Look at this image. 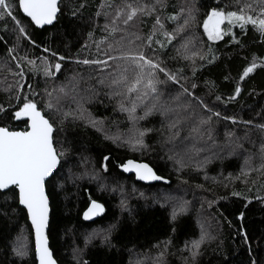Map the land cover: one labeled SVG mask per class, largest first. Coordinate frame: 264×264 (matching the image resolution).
I'll return each mask as SVG.
<instances>
[{
  "label": "trees",
  "instance_id": "trees-1",
  "mask_svg": "<svg viewBox=\"0 0 264 264\" xmlns=\"http://www.w3.org/2000/svg\"><path fill=\"white\" fill-rule=\"evenodd\" d=\"M124 2L61 0V12L56 23L43 29L36 28L16 8L14 15L25 27L31 41H35L34 44L19 36L11 21L7 24L0 21V37H3L0 39V104L7 109L0 113V126L17 131L25 129L24 120L13 119L11 115L20 106L15 99L9 100L15 89L5 91L8 84H14L19 79L12 75L15 70L11 67L17 72L20 69L16 68L11 56L27 55L36 61L37 66L42 64L41 57L62 64L59 73L45 77L42 71H29L30 66L24 62L25 77L21 82L25 87L20 94L21 100L25 95L36 100L42 114L54 122V143L58 150H65L57 170L59 175L55 173L56 179H50L51 184L47 183L52 208L48 235L55 258L59 264H76L73 250L79 249V256L88 264H252L253 261L264 264V201L256 198L264 197V171H253L247 180L231 179L248 167L244 163L248 157H251L250 164L254 168L264 163L260 152L264 132L255 127L264 124V68L258 67L240 82V95L234 100L228 99L234 93L243 68L253 56L264 58V39L251 25L243 33L239 27H234L222 40L214 42L209 41L203 31V20L212 7L238 11L244 3L255 7L254 0H239V3L237 0H166L165 8L157 6L153 15L139 17L143 22L129 28L127 35L117 32L114 37L109 36L105 25H110L115 9L107 4L122 5ZM130 2L155 4V0ZM81 4L83 7H80ZM189 5L198 9L195 13L197 23L191 27L192 31H188L191 35L183 38L186 32H182L166 48L160 49L156 44H153V48L157 50L155 56L164 61L169 70L179 71L181 77L186 78L181 82L186 83L190 91L221 113L220 119L213 117L211 125L203 126L211 128V139L206 131L203 135L191 131L199 125L202 117L208 115L195 105L190 112L180 110L183 119L178 128L171 132L168 124L175 113L162 116L159 111H154L139 124L137 121L135 125L152 129L144 138L147 149L134 151L119 141L113 143L111 139H105V134H119L127 138L135 126L129 121L127 113L119 110V102L124 97L110 94L119 89L108 87V73L113 71L117 62L109 61L113 67L101 72L96 65H83L76 61L105 59L106 42L118 40L121 36L125 37L124 41H134L127 43L132 46L123 50L135 49L141 41L135 40L131 33L146 37L157 14L164 21L166 29L171 31L175 24L166 17L175 15L182 7ZM74 10L76 15H72ZM120 27L125 26L121 24ZM227 28L228 25L224 24L223 29ZM232 34L236 35L239 44L232 40ZM158 38L164 39L162 36ZM188 38L193 39L190 46L192 51L208 56V49L211 48L216 59L207 63L199 56L192 60L178 56L176 49ZM8 48H15L13 54L8 53ZM44 48L51 51L45 52ZM51 52L67 59L58 61ZM226 76L229 78L225 79ZM101 79H105L104 84L98 83ZM206 81L213 82L215 88L210 90ZM192 82L197 84L196 89H191ZM29 84L32 89L28 88ZM159 87L163 92L162 101L173 107L186 99L172 100L176 85L169 83ZM32 91H35V96L31 95ZM217 95L221 96V100L215 99ZM47 100L52 103V109L45 106ZM124 102L128 103L127 100ZM72 104L73 108L78 105L86 109V116L100 121L103 131H97L91 124L85 123L86 119L79 117L80 109L73 113L77 121L63 119L62 113ZM57 107L59 112L56 111ZM140 110L144 111L143 106L137 109V116L143 115ZM224 116H234L238 123L233 125L230 120H224ZM245 120H251L252 124L240 123ZM177 131V135L172 134ZM229 131L235 133L231 138L225 135ZM236 137H240L238 143L242 147L237 148L230 143L236 141ZM104 156L109 157L107 171L102 168ZM128 159L149 163L171 184L144 185L136 182L134 176H127L121 171L120 165ZM177 161H182L183 166ZM83 163L91 166L93 174L99 175L101 182L88 175L77 176ZM210 174L217 175V180L204 178ZM103 183H127L129 189L128 192L125 190L124 201L128 202L122 206L119 190L110 191L102 186ZM234 191L241 195L233 196ZM165 194L177 195L180 202L166 201L163 198ZM90 198L106 207L105 214L93 223L82 219ZM198 201L202 207L198 206ZM181 203L185 210L173 219V207ZM241 213L243 219L240 218ZM113 225L110 244L102 242V235ZM202 228L215 238L201 245L199 255L193 260L185 245L198 240ZM93 231H98L99 235L86 244L85 238ZM23 232L28 235L30 252L21 260L13 254L12 244ZM161 251L164 252L163 258H159ZM0 264H37L33 229L26 210L18 204L12 189L0 192Z\"/></svg>",
  "mask_w": 264,
  "mask_h": 264
},
{
  "label": "snow or ice",
  "instance_id": "snow-or-ice-1",
  "mask_svg": "<svg viewBox=\"0 0 264 264\" xmlns=\"http://www.w3.org/2000/svg\"><path fill=\"white\" fill-rule=\"evenodd\" d=\"M239 3V0H237ZM256 6L253 4L244 3L240 6L239 10H221L219 7H212L211 11L207 14V18L203 20V31L206 34L209 41L222 40L223 37L231 33L232 28L239 27L241 32H246L247 26L251 25L252 28L257 31L261 38L264 39V0H254ZM61 0H0V21H4L7 24L11 21L15 30L19 36L28 39L31 43L30 36L26 32L25 27L21 24V21L14 15L16 8L22 10L26 17L30 18V23L37 27L43 28L45 25H52L55 20L58 19V13L61 12ZM108 7H114V15L111 18L110 25H105V30L109 36H115L117 32H124L128 34V29L136 27L137 22L142 23L139 20L141 16H151L156 12L157 6L161 9L166 7V0H155V4L144 5L141 3L130 2L125 0L122 5L107 4ZM83 7V4L80 5ZM196 11L194 5L182 7L179 12L175 15H168L167 20L173 22L175 27L169 31L165 27L164 21L157 14L152 25V29L146 37L139 35L136 32L131 33L135 37V40L141 41L136 45L135 49L123 50L125 47V37L121 36L120 39H113L106 42V50L104 52L105 59H82L76 62L83 65H96L99 67L101 72L106 69L113 67L109 64V61L117 62L113 67V71L108 73V87L119 89L110 93L115 96H122L124 100H127L126 104L124 100L119 102V110L127 113L129 121L136 124L137 121L145 119L151 115L154 111H159L162 116H166L169 113H175V117L169 122L168 128L171 132L172 129H177L183 117L180 115V110H187L193 105L203 109L208 115L202 117L199 120V125L194 126L191 131L193 133H199L203 135L206 131L209 139H211V128H203L205 125H211L212 118H221L219 111H214L213 108L199 96L195 95L190 91L189 86L186 83H182V79L179 71L173 72L169 70L164 61L158 56H155L156 49L153 48V44L159 45L160 49L166 48L180 33L184 32L191 25L196 23ZM72 15H76V11L72 12ZM99 15V13H97ZM182 21V22H181ZM227 22V30L221 26ZM125 27L121 28L120 25ZM91 37V33H89ZM158 36L164 37L163 40L159 39ZM3 39V37H0ZM107 39V38H106ZM232 40L239 44L235 34H232ZM105 43V41H101ZM129 44L134 41H128ZM193 39H185L183 43L176 49L177 55L186 60H192L193 57L199 56L200 60L212 63L216 56L212 53L211 48L208 49L209 55L205 56L200 52L192 51ZM99 48V44L97 45ZM8 53L11 54L15 51V48H8ZM45 52H50L49 48H44ZM117 52L118 55L112 53ZM53 57H57L58 61H64L67 58L63 55H58L56 52H51ZM11 59L17 61L16 68L20 69L18 72L12 73V75L19 77L14 84H8L5 91H15L9 96V100L15 99L20 102L18 110L12 113V118L16 120H24L25 129L21 131L10 130L7 126H0V192L4 190L12 189L15 197L18 199V204L26 209L27 218L31 222V227L34 229L35 234V257L38 264H57L54 259L53 252L49 246V195L46 191V181L51 184L48 178L52 180L56 179V172L58 165L61 163V159L65 155V150L61 148L57 149L54 143V122L49 118H46L42 114L41 109L38 107V103L34 99H30L27 95L23 96L21 100V92L25 85L21 81L24 80V62L29 67V71L35 73L42 71L45 77H53L56 73H59L62 67L60 62H50L47 57H41L42 64L37 66L36 61L30 59L27 55L20 56L12 55ZM264 68V58H258L253 56L252 60L243 68L242 73L239 75L234 88L233 95L229 96V100H234L241 93L240 82L244 81L250 74L258 68ZM161 75L163 79H161ZM229 77H225L228 79ZM75 79V77H73ZM100 84L105 83V79L98 81ZM173 84L177 86L176 94L172 96L173 101H181V97L186 99L175 107L169 105L167 102L162 101L163 92L160 89V85ZM209 89H214L215 84L211 81H206ZM191 89H196L197 84L192 82L190 85ZM29 89H32V85H28ZM63 92V88L60 89ZM134 94V95H133ZM32 96H35V91L31 92ZM51 96V93H48ZM151 100L150 106H146V102ZM216 100H221V96L217 95ZM144 107V114L137 116L136 112L138 107ZM47 108L52 109L53 105L51 102L45 105ZM7 109L4 104H0V113L5 112ZM56 111L60 109L57 107ZM72 113H62V118L67 119ZM79 117L86 119L93 127L97 128V131H103L102 128L97 126V122L92 120L90 117L85 115V110L80 107ZM224 120H230L233 125L238 123L237 118L234 116H224ZM244 125H251V120L240 121ZM262 132H264V124L256 125ZM152 129L148 128H134L131 135L127 138H121L119 134L114 136H108L105 134V139H111L113 143L118 141L122 144L127 145L134 151L147 149L148 145L145 143V136ZM177 135V132L172 133ZM225 135L229 138L235 135L234 132H226ZM247 136V132L245 133ZM240 137H236V141H230L234 143L235 147H242L238 143ZM235 149L233 148L232 151ZM262 159H264V144L260 148ZM231 155L232 152H229ZM171 159V157H169ZM108 156L103 157L104 163L102 168L104 171L108 170L107 161ZM251 157L245 159V165L247 169L241 170V175L247 177L252 171H264V163H261L258 168H254L250 164ZM183 166L182 161H177ZM207 159L205 163H207ZM201 167V166H198ZM120 168L124 173H134L136 179L145 182L152 181H168L158 175L157 172L149 166L147 163H140L133 159H128L126 162L120 165ZM56 173V175H54ZM198 187H200L198 185ZM233 196H240L241 193L233 192ZM163 198L167 201L172 197L165 194ZM257 199L264 201V197L257 196ZM247 199V197H245ZM122 206L124 201H121ZM185 210L184 204L181 203L173 207L172 218L175 219L177 214ZM15 211V209H13ZM104 212V206L92 200L90 198V206L83 213L84 220H91L94 217ZM240 218L243 219V213L240 214ZM104 232L101 239L102 242L110 244L111 228ZM96 235L97 232L89 234L85 238L86 244L90 242ZM206 233H202L198 240L191 241L190 244H186L185 248L190 253L193 260L199 255L201 245L206 239ZM20 239V238H18ZM244 239L247 237L245 235ZM15 257L23 260L29 254L27 245L25 243H18L12 249ZM79 249L73 250V258L76 260V264H88L86 260H83L79 256ZM164 252L159 253V258H163ZM255 264V261L252 262Z\"/></svg>",
  "mask_w": 264,
  "mask_h": 264
},
{
  "label": "rangeland",
  "instance_id": "rangeland-1",
  "mask_svg": "<svg viewBox=\"0 0 264 264\" xmlns=\"http://www.w3.org/2000/svg\"><path fill=\"white\" fill-rule=\"evenodd\" d=\"M197 23V22H196ZM225 24H227V22H225ZM193 25H191L189 28H187L185 31H184V33L186 32V34H184L183 35V38H186V36H189V35H191V33H189L188 31L189 30H191V27H192ZM222 28H223V25L221 26ZM122 28V27H121ZM192 31V30H191ZM127 43H128V41H124V45H125V47H130V46H132V45H130V46H128L127 45ZM13 54V53H12ZM18 57V56H17ZM19 58V57H18ZM15 62V64H16V61H14ZM11 69L12 70H15V72H17V70L14 68V67H11ZM49 101L47 100V103H48ZM151 103H152V101L149 99L147 102H146V106H150L151 105ZM143 106V108L145 107V105H142ZM197 107V106H196ZM138 108H140V107H138ZM78 109H80V106H76V108H73V104L69 107V109H66L65 110V112H69V113H72V115H69L68 117H67V119L68 120H70V121H73V120H75V121H77L76 120V118H75V116H74V112L75 111H78ZM84 109V108H83ZM86 110V109H85ZM213 110L214 111H217V108H213ZM186 111H191V107L189 108V109H187ZM140 113H142V114H144V111H142V110H140ZM139 116H142V115H139ZM206 117V116H205ZM213 119V118H212ZM218 119H220V118H218ZM92 120H95V119H92ZM96 121V120H95ZM85 123H88V124H90L87 120H85L84 121ZM97 122V126L98 127H100V128H102V126H101V122L100 121H96ZM139 122H140V120L138 121V123L137 124H139ZM96 128V127H95ZM134 128H141V129H143V127L142 126H139V125H135L134 126ZM134 128L132 129V131H134ZM131 131V132H132ZM131 135V134H130ZM129 135V136H130ZM122 139L123 138H125V136H122L121 137ZM251 163V162H250ZM80 166H82L81 167V170L77 173V176H85V175H88L89 177H94V178H96V179H100V182H101V178H100V176L99 175H97V174H93V172H92V168H91V166H89L87 163H83L82 165H80ZM247 169V167H245V169L244 170H246ZM67 171V170H66ZM68 174L69 175H71V172H69L68 171ZM249 175H253V171L252 172H250L249 173ZM248 175V176H249ZM247 176V177H248ZM247 177H244V176H242L241 175V171H239L238 172V174L236 175V176H234V177H231V179H233V181H236V180H247L248 178ZM204 178H211V179H215V180H217V175H209L208 177H204ZM61 180V179H60ZM91 181H93V180H91ZM102 184V183H101ZM104 188H108L110 191H118V192H120V197H121V199L124 201V199H125V190L128 192V184L127 183H125V185H123V184H120V183H117V184H113V183H111V184H106V183H103V185H102ZM137 195V194H136ZM138 196V195H137ZM170 197H172V199H168V201H172V203L173 202H175V200H179V202H180V198L176 195V196H170ZM156 198H158V197H156ZM125 203H127L128 201H124ZM176 203V202H175ZM198 203V206L199 207H202L203 205H202V203L201 202H197ZM203 230L201 231V234L202 233H206L207 235H206V239H205V241H204V243H206V242H208L209 240H212V239H214L215 237H213L212 235H210V233L205 229V228H202ZM93 232H97L98 233V231H93ZM92 232V233H93ZM201 234H200V236H201ZM18 238H20V239H18ZM17 238V240L12 244V249H13V247L16 245V244H18V243H25L26 245H27V248H28V252H30V246H29V238H28V235L25 233V232H23L22 234H21V236H19ZM200 238V237H199ZM203 243V244H204ZM202 244V245H203Z\"/></svg>",
  "mask_w": 264,
  "mask_h": 264
},
{
  "label": "water",
  "instance_id": "water-1",
  "mask_svg": "<svg viewBox=\"0 0 264 264\" xmlns=\"http://www.w3.org/2000/svg\"><path fill=\"white\" fill-rule=\"evenodd\" d=\"M21 11V13H22V15L23 16H25V14L22 12V10H20ZM58 16H59V13H58ZM26 17V16H25ZM26 18H28V17H26ZM29 20H30V18H28ZM56 21L57 20H55L54 22H53V24L52 25H45L43 28H46V27H51V26H53L55 23H56ZM34 25V24H33ZM35 26V25H34ZM36 28H38V29H43V28H40V27H37V26H35ZM54 135V134H53ZM133 160H135V159H133ZM127 161V160H126ZM125 161V162H126ZM135 161H137V162H140V163H147V162H144V161H138V160H135ZM147 164H149V163H147ZM59 166L60 165H58V168H59ZM149 166H151L150 164H149ZM152 167V166H151ZM58 168H57V170H58ZM153 168V167H152ZM154 169V168H153ZM57 170H56V172H57ZM155 170V169H154ZM121 171H122V169H121ZM123 172V171H122ZM124 173V172H123ZM125 175H127V176H134V179H135V181L136 182H138V183H142V184H144V185H154V184H165V185H170L171 184V181L169 180V179H167V178H165L167 181H168V183H164L163 181H152V182H145V181H140V180H138V179H136V177H135V174L134 173H124ZM158 174V173H157ZM54 175H55V173H54ZM159 175V174H158ZM163 177V176H162ZM49 180L50 179H52L51 177H49L48 178ZM47 181H46V191H47ZM5 191H7V190H4L3 192H5ZM48 193V192H47ZM97 202H99V201H97ZM99 203H101V202H99ZM102 204V203H101ZM103 206H104V212L103 213H101V214H99L98 216H96V217H94L93 219H91V220H84L83 219V214H82V219L85 221V222H87V223H93V222H96L99 218H101L104 214H105V212H106V207H105V205L104 204H102ZM90 206V203H89V205H88V207ZM22 208H23V206H21ZM49 207H50V211H49V227H50V217H51V211H52V208H51V201H50V198H49ZM87 207V208H88ZM87 208L83 211V213L87 210ZM26 210V209H25ZM29 222H30V220H29ZM30 224H31V222H30ZM49 227H48V229H47V231H48V234H49ZM33 233H34V229H33ZM49 236V235H48ZM34 240H35V234H34ZM49 246H50V240H49ZM50 248H51V246H50ZM52 250V249H51ZM52 252H53V250H52ZM53 256H54V259H56L55 258V255H54V252H53ZM37 261V260H36ZM56 261H57V259H56ZM37 264H38V261H37ZM57 264H59L58 263V261H57Z\"/></svg>",
  "mask_w": 264,
  "mask_h": 264
}]
</instances>
